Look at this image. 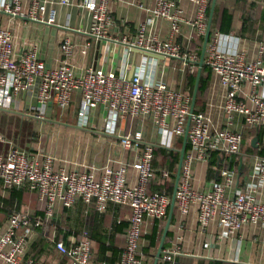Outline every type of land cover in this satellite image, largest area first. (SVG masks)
<instances>
[{
    "label": "crops",
    "instance_id": "1",
    "mask_svg": "<svg viewBox=\"0 0 264 264\" xmlns=\"http://www.w3.org/2000/svg\"><path fill=\"white\" fill-rule=\"evenodd\" d=\"M1 1L10 4L9 0ZM99 1L104 4L112 21L104 39H97L86 33L91 22L88 11L76 5L61 6L56 3L57 0H40L45 5V11L38 13V19L14 16L0 9V30L11 33L17 55L36 46L38 57L46 68H54L61 63V44L64 39H68L74 45L69 62L74 65L78 75L86 67L117 70L127 63L130 65L127 71L129 77L139 71L143 78L160 80L174 90L187 88V77L195 69L197 74L200 58L198 45L201 43V51L203 36H197L190 28L183 26L181 33L173 40L183 53H195L196 63L175 58H155L136 49H129L121 40L134 39L138 27L143 23H147L148 31L158 39L168 40L169 24L166 20L156 19L151 23L147 21L150 17L149 10L157 0ZM219 2L234 17L232 28L229 33L224 34L227 38L222 40L221 45L228 50L244 52L248 61L254 60L258 44H264V0ZM30 5L31 0H22L24 14L29 13ZM178 5L183 17L190 20L195 18L197 6L194 2L179 0ZM51 10H54V23L47 22ZM86 44V52L80 53V49ZM249 89L248 85H243L240 97L244 98ZM257 92L264 95V85ZM36 95L37 84L12 97L7 106L0 107V155L6 156L11 149L17 148L40 162L45 156H51L54 170L90 174L96 179L106 169L116 171L125 167L127 184L133 186L138 175L134 164L143 149L150 145L153 148V176L147 189L172 199L183 136L175 138L172 147L165 148L160 145L157 128L147 119L114 116L103 106L79 116L78 93L72 95L67 109L59 108L53 101L41 104ZM224 96L225 89L210 72L203 108L199 113L209 119L212 130L226 127L222 109ZM230 128L241 131L243 135L239 154L230 156L213 151L206 161L194 160L191 163V174L192 186L196 191L204 192L214 182L220 181V170L223 168L236 169L233 188L243 189L249 180L248 170L252 157H264L258 155V152H264V122L251 128L244 126L242 119L236 116ZM257 134L261 135L260 140ZM125 135L133 137L135 147H122L121 138ZM254 138L255 145L251 146ZM189 151L190 147L187 150L185 147L183 159ZM213 153L216 154V165L211 166ZM165 172L167 175H164ZM258 198L264 201V189L259 191ZM18 211H26L42 221L29 240L25 258L34 259L40 264H69L68 258L55 249V242L60 241L70 247L87 237L91 244L89 264H117L120 259L129 224L130 209L126 205L110 202L103 211H98L93 203H85L78 198L70 207L57 204L50 218H46L44 203L37 198L35 192L26 186L7 189L0 182V224L9 214ZM168 218L170 221L162 250L178 246L181 254L176 256L175 264H264V245L259 241V226L248 225L237 233L241 238V247L237 258L232 260L234 252L231 250L230 238L217 221L201 225L196 207L193 206L183 215L175 205L172 209L169 205L163 219H144L140 248L145 264H152ZM154 226L160 233L158 243L145 253L144 248L149 244L147 235L152 233ZM158 263L166 264L161 258Z\"/></svg>",
    "mask_w": 264,
    "mask_h": 264
},
{
    "label": "built area",
    "instance_id": "2",
    "mask_svg": "<svg viewBox=\"0 0 264 264\" xmlns=\"http://www.w3.org/2000/svg\"><path fill=\"white\" fill-rule=\"evenodd\" d=\"M9 1L10 4L1 1L0 9L14 16L38 19V13L45 11V5L40 0H31L28 14L22 12V0ZM178 1L157 0L155 6L149 10L148 23L156 19L168 22V40L158 39L148 31L147 23H143L138 27L134 39L122 38L121 41L129 49H136L155 58H175L196 63L197 55L193 52L183 53L173 40L181 33L183 26L190 28L197 36H204L207 9L211 0H191L197 6L195 18L192 20L183 17ZM56 3L85 9L91 15L86 33L97 39L107 37L112 21L104 4L99 0H57ZM47 22H55L54 10H51ZM226 38L227 35L218 31L212 32L203 60L204 65L225 89L222 109L226 127L218 130L210 129V121L203 113L190 114L189 96L170 88L160 80L143 78L139 71L129 77L127 71L130 65L127 63L117 70L86 67L78 75L74 65L69 62L74 45L64 39L61 44V63L54 68H46L38 57L36 46L17 55L11 33L2 29L0 107L7 106L12 97L36 84L37 101L41 104L53 101L61 109H67L72 95L78 93L79 116L103 106L114 116L147 119L157 128L160 145L165 148L172 147L175 138L184 135L189 119L187 141L190 151L182 161L174 205L183 215L193 206L196 207L201 225L217 221L230 238L231 250L234 252L232 260H235L241 247V238L237 233L243 227L259 226V241L264 245V201L258 198L259 191L264 189V157H252L248 170L249 180L243 189L233 188L237 175L235 168L221 169V180L214 182L204 192L193 188L191 174V163L194 160H208L213 151L230 156L239 154L243 135L241 131L230 128L236 116L242 119L244 126L251 128L264 122V95L257 92L264 85V44H258L256 58L248 61L244 52L228 50L221 45ZM87 47V44L84 45L80 53L84 54ZM245 84L250 89L241 98V89ZM121 145L124 148L136 146L130 135L121 138ZM152 159L153 148L147 145L134 164L138 173L137 182L130 186L126 181L125 167L116 171L106 169L96 179L90 174L54 170L51 156H45L40 162L13 148L6 156L0 155V182L7 189L26 186L35 192L37 198L44 203L46 218H50L57 204L70 207L78 198L85 203H93L98 211H103L110 202L128 206L129 224L117 264H143L140 248L143 221L145 218H165L171 204L167 195L149 192L147 189L153 176ZM41 222L40 218L26 211L8 215L0 224V264H40L24 255L29 240ZM54 246L60 254L68 258L69 264L90 263L91 244L87 237L70 247L60 241L55 242ZM180 254L178 246H175L163 249L160 258L166 264H175L176 256Z\"/></svg>",
    "mask_w": 264,
    "mask_h": 264
},
{
    "label": "trees",
    "instance_id": "3",
    "mask_svg": "<svg viewBox=\"0 0 264 264\" xmlns=\"http://www.w3.org/2000/svg\"><path fill=\"white\" fill-rule=\"evenodd\" d=\"M208 13H209V7L207 9V16H208ZM233 19H234V17H233L232 12H230L228 8L224 7L222 2H219V0H217V3L215 5V9L213 12L210 35L214 31H218L222 34L229 33L231 28H232ZM200 45H201V43L198 45L199 48H200ZM199 48H198V53H200ZM195 78H196V69L186 79L187 80V88L180 89V91L185 96H189V97L192 96ZM209 78H210V70L208 69V67H206V65L203 64L202 69H201L200 80H199L198 92H197V96L195 99V106H194L195 113L200 112L203 108V105H202L203 104V97H204V93L206 91V88H207V85L209 82ZM257 138L260 140L261 135L257 134ZM188 147L189 146L187 144L186 150L188 149ZM258 155L263 156L264 152L260 151V152H258ZM215 156H216V154H214V153L211 155V159H210L211 166L216 165ZM159 235H160V233L158 232L157 227L154 226L152 233L147 235V239L149 241V244L146 248H144L145 253H146V250H149L151 247H155L157 245ZM142 260H143V264H145L143 256H142ZM158 264H160V263H158Z\"/></svg>",
    "mask_w": 264,
    "mask_h": 264
},
{
    "label": "water",
    "instance_id": "4",
    "mask_svg": "<svg viewBox=\"0 0 264 264\" xmlns=\"http://www.w3.org/2000/svg\"><path fill=\"white\" fill-rule=\"evenodd\" d=\"M215 5H216V0H211L210 7H209L208 18H207L206 32H205V34L203 36V40H202L200 58H199V61H198V70H197V74H196V78H195V82H194V86H193V91H192V96H191L190 114H192L194 112L195 99H196L197 92H198V86H199V80H200V75H201V69H202V66L204 64L203 60H204L205 48H206V45H207V42H208V39H209V36H210L212 17H213V12H214V9H215ZM189 124H190V122H189V119H188L187 125H186V128H185V133L183 135V144H182L181 150L179 152L178 167H177V172H176V175H175L174 190H173V194H172L170 209H172L173 206H174L175 191H176L177 184H178V181H179L180 169H181V165H182V161H183V156H184V153H185V147L187 145V130H188ZM255 142H256V138L252 139L251 146H254ZM169 221L170 220L168 218L167 223H166V225L164 227V230L162 232L159 244L157 246V249H156L152 264H158V262H159V259H160V256H161V252H162L163 243H164V239H165V236H166V233H167V229H168V226H169Z\"/></svg>",
    "mask_w": 264,
    "mask_h": 264
},
{
    "label": "rangeland",
    "instance_id": "5",
    "mask_svg": "<svg viewBox=\"0 0 264 264\" xmlns=\"http://www.w3.org/2000/svg\"><path fill=\"white\" fill-rule=\"evenodd\" d=\"M164 82H166V79H165V77H164Z\"/></svg>",
    "mask_w": 264,
    "mask_h": 264
}]
</instances>
